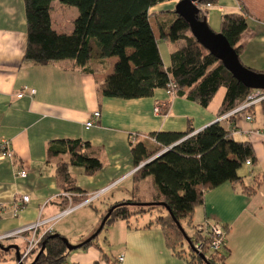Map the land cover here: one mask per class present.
Segmentation results:
<instances>
[{"label": "crops", "instance_id": "crops-1", "mask_svg": "<svg viewBox=\"0 0 264 264\" xmlns=\"http://www.w3.org/2000/svg\"><path fill=\"white\" fill-rule=\"evenodd\" d=\"M177 2L165 0L150 8L155 35H161V28L168 27ZM59 4H62L59 0L53 2L55 7L68 10ZM242 8L247 9L249 16L238 43L240 58L246 66L261 70L264 68V0H217L208 8L207 20L212 29L220 31L222 15ZM74 10L67 16L72 24L67 22L64 28H56L53 24V27L60 32H72L73 21L79 13L78 9ZM163 44L169 46L170 53L177 46L162 39L160 50ZM26 45L24 1L0 0V141H9L14 153L13 158H0V204L7 209L0 217V234L40 218L50 219L61 211L63 192L55 177V166L46 158L50 141L82 139L103 147L105 163L96 174L86 175L78 167L71 168L77 186L83 191L92 193L116 183L100 197L105 199L102 208L85 206L65 217L68 219L86 209L84 216H75L70 221L63 217L54 223L53 232L67 237L78 233L72 239L81 242L95 231L111 204L133 195L132 174L136 170L131 154L133 133L145 138L155 131H186L189 127L197 132L210 123L221 121L219 109L225 93L218 96L222 88L207 107L185 95L172 96L165 89H157L153 96L144 98H99L97 86L113 71L115 57L90 61L84 68L75 65L72 59L36 64L24 58ZM30 88L36 92L30 94L27 91ZM22 92L24 95L19 97ZM168 101L170 104L164 112V104ZM159 106L161 109L157 112ZM97 110L100 118L87 128L86 122ZM252 116L249 121L247 111L240 110L233 120H222L233 129L236 139L250 141L255 149L258 162L248 165L252 168L244 175L247 185H253L255 177L264 174V109L261 103L255 105ZM22 169L27 171L26 177L18 175ZM143 181L137 193L149 199L155 187L146 188ZM22 195H28L30 201L15 214V201ZM195 218L199 219L195 225L217 221L228 227L226 264H264V178L252 195L230 182L209 190L205 203L196 209L193 221ZM150 220L134 217L106 227V242L117 250L114 258L124 256L118 264H188L167 246L161 227L144 226ZM51 225H42L40 232L44 233ZM74 226L76 230L72 232ZM10 244L20 245L18 241ZM104 253L107 252L91 246L72 253L71 263L107 264L102 257Z\"/></svg>", "mask_w": 264, "mask_h": 264}, {"label": "trees", "instance_id": "trees-1", "mask_svg": "<svg viewBox=\"0 0 264 264\" xmlns=\"http://www.w3.org/2000/svg\"><path fill=\"white\" fill-rule=\"evenodd\" d=\"M23 1L27 19L26 60L49 64L72 59L75 65L84 68L93 60L116 58L113 71L97 86L99 98L136 99L151 97L157 89H172L174 95H185L207 107L219 90L225 88L219 109L222 116L246 103L254 91L236 79L198 41L188 22L175 10H172L174 14L168 27H162L161 35H155L149 10L165 0H59L65 6L76 7L79 12L70 33L60 32L53 27L51 9L55 0ZM216 1L197 0L201 8L200 19L207 18V4ZM248 16L247 9L242 8L221 17L219 32L226 36L239 56L238 43L247 27ZM162 39L177 44L170 53L169 64H165L160 50L159 42ZM254 70L264 72V68ZM260 103L264 109V99ZM169 104V101L164 104V112ZM254 108L255 105H250L243 110L253 115ZM235 114L228 120H233ZM131 138V154L136 168L132 174L133 195L110 205L108 211L111 210V214L100 233L115 221L128 222L134 217L157 211V216L144 226L161 227L167 246L188 264H226L229 254L226 239L220 250H213V234L209 225L199 228L200 225L193 223V217L196 209L205 203L206 193L225 182L240 187L247 195L258 190L264 174L255 177L253 185H247L244 175L239 172L249 165L248 161L250 165L258 162L253 144L248 140L236 139L233 129L224 125L222 120L210 123L197 132L189 127L186 131H155L145 138L133 133ZM46 158L48 163L55 166V177L62 192L71 193V199L63 193L60 195L62 208L68 206L70 201L74 205L80 204L88 196L77 186L71 168L78 167L86 175H94L105 163L103 147L72 138L50 141ZM148 177L153 180L155 192L149 199H144L137 190ZM176 222L182 225L189 241ZM222 226L226 234L228 227ZM186 227L194 229L193 233L189 234ZM97 236L83 242L80 248H100L95 242ZM64 238L63 234L55 231L45 233L37 248L17 264L69 262L72 251L68 250ZM44 242L45 249L35 260ZM185 243L188 250L183 248ZM1 245L9 244L0 242V261L5 260L13 250L5 251ZM31 255L34 258L29 260ZM102 257L107 264L119 262L107 253Z\"/></svg>", "mask_w": 264, "mask_h": 264}, {"label": "built area", "instance_id": "built-area-1", "mask_svg": "<svg viewBox=\"0 0 264 264\" xmlns=\"http://www.w3.org/2000/svg\"><path fill=\"white\" fill-rule=\"evenodd\" d=\"M177 1H179V0H177ZM196 4L199 6L198 2H196ZM211 6H212V4L209 3V4H207L206 7L209 8ZM171 86L174 87V84H171ZM27 91L30 94H34L36 92V90L33 88L27 89ZM167 92L170 95H174V91L172 89L168 90ZM23 95H24V92L20 93L18 96L22 97ZM263 99H264V90L254 89L252 94L248 97V99H247L248 101L246 103H244L242 106L238 107L237 109L220 116L219 120L227 119L231 115L236 113L237 111L243 110L245 107H248L250 105H256L257 103H260L261 100H263ZM156 111L157 112L159 111V107L156 108ZM100 116H101L100 111H98V110L95 111L93 113V115L91 116V118L86 122V127L90 128L91 126L95 125V123L98 121ZM252 119H253L252 114L247 113V120L251 121ZM6 157L13 158L14 153L10 149V142L7 140H3V141H0V158H6ZM247 164L250 165L251 164L250 161H248ZM27 174L28 173L25 169H22L18 172V175L20 177H26ZM115 184L116 183H112V184L108 185L107 187H104L98 191L88 193L87 198L78 205H74L70 201L68 206L62 208L61 211L59 212V214H57L56 216H54L50 219L42 220L40 218L34 222L27 223L21 227H18L16 229H12L10 231H7L5 233L0 234V242H5L6 240H11L14 238H23L22 240L26 243L25 244L26 246L24 249H20V251L23 253L21 260H20V262H21L22 259L27 257L35 248H37V246L39 245V243L41 241L42 236L45 233L53 232L54 222H56V220L59 217H63V216L70 214L71 212H73L75 209H77L80 206L91 205L95 200L99 199L104 193H106ZM63 195H65L66 197L71 199V193H63ZM29 201H30V197L28 195H22L21 197H19L15 201L14 213L16 214ZM6 212H7L6 207L3 204H0V217L3 214H5ZM46 223H52V225L49 226L44 233L40 232V230H39L40 227ZM206 225H209V228L213 234L212 249L213 250H220L225 245V231L223 229L222 224L220 222H217V221L212 222V223H209L207 221L203 225H200L199 228H202ZM197 248L200 249V246L198 245ZM118 260L120 262L123 261L124 256L121 255ZM65 264H73V263L66 262Z\"/></svg>", "mask_w": 264, "mask_h": 264}, {"label": "water", "instance_id": "water-1", "mask_svg": "<svg viewBox=\"0 0 264 264\" xmlns=\"http://www.w3.org/2000/svg\"><path fill=\"white\" fill-rule=\"evenodd\" d=\"M196 2L197 0H179L175 6V12L188 22L192 34L205 48H207L217 59H219L223 63L226 69H228L236 79L244 83L249 88L264 90V72L256 71L250 67L245 66L242 63L238 52L230 44L226 36L221 32L213 30L206 17L203 19L199 18L201 8L196 4ZM110 214L111 210H109L103 217L99 229H97V231L87 240H92L100 233V231L105 226ZM176 223L178 227L183 231L187 241H189V237L182 225L179 222ZM64 242L66 243L69 251L80 248L83 243L81 242L77 245H73L69 243L66 237L64 238ZM1 248L5 251H9L11 249L15 250V254L18 260L17 263H20L21 251L18 244H9L8 246L1 245ZM44 249L45 242L42 244L35 260L38 259ZM202 257L206 259L204 255H202Z\"/></svg>", "mask_w": 264, "mask_h": 264}, {"label": "rangeland", "instance_id": "rangeland-1", "mask_svg": "<svg viewBox=\"0 0 264 264\" xmlns=\"http://www.w3.org/2000/svg\"><path fill=\"white\" fill-rule=\"evenodd\" d=\"M59 5H61L62 7H64L63 9H68V10H61L59 7H55L54 5H53V8L51 9V13H52V16H53V24H54V26L56 27V28H64V26L66 25V23L68 22L67 21V16L69 15V14H72V12L71 11H75L74 9H77L76 7H74V6H71V7H68V6H65V5H63V4H59ZM70 9H73V10H71L70 12H68ZM64 13H65V15H64ZM68 23H70V24H72L71 22H68ZM215 31H217V32H219L217 29H215V28H213ZM170 49H169V46H167V44H163L162 46H161V52H162V56H163V59H164V62H165V64H169V61H170V51H169ZM116 58H114V60H115ZM224 93H225V88H222L221 90H220V93H219V96L218 97H220V96H222V95H224ZM236 138V137H235ZM252 167L251 166H248V165H245L239 172H240V174L241 175H248L249 174V171H250V169H251ZM147 180H149L150 181V183L149 182H147ZM146 181L144 180L143 181V183H144V186L146 187V188H148L150 185L151 186H154V184H153V180H152V178L150 177V178H148ZM106 197V196H105ZM105 201V199L102 197V198H99V199H97V200H95L91 205H83V206H80V207H78L77 209H75L74 211H77L78 209H80V208H82V207H90V208H93V206H95V207H98V208H102L103 207V202ZM78 205V204H77ZM93 205V206H92ZM94 209V208H93ZM73 211V212H74ZM84 211H88V210H86V209H83V210H81L80 212H78V213H75V215L73 216V217H68V219H66V217L65 216H63V217H65V218H63V217H59L57 220H59V219H61V218H63V219H66L65 221H70V220H73L74 218H75V216H77V217H81L82 215L84 216ZM73 212H71L70 214H72ZM70 214H68V215H66V216H69ZM157 214H158V212L157 211H154V212H152V213H147V214H145L144 216H138L137 218H139V219H147V220H149V219H153L154 217H156L157 216ZM56 216V215H55ZM56 220V221H57ZM102 220H103V218L101 219V221H100V223H99V225H98V227L95 229V231H93V233L90 235V236H88L86 239H83L81 242H83V241H85V240H87L89 237H91L96 231H97V229H99V227H100V225H101V223H102ZM197 220H199L198 218H195V220L193 221V223L194 224H196V223H198L199 221H197ZM65 221H63V222H65ZM62 222V223H63ZM55 223V222H54ZM187 228V230H188V232H189V234H192L193 233V230L194 229H192L191 227H186ZM74 230H76V226H74V227H72V229H71V231L73 232ZM78 233H71L70 235H69V237H67V236H65L66 238H67V240L69 241V243H71V244H73V245H77V244H79V243H81V242H78L77 240L78 239H72V238H74V236L73 235H77ZM106 233H105V230H103L101 233H99V235L97 236V238L95 239V242H96V244L98 245V246H100V248L102 249V250H105V252H107L112 258H114V255H116V251L117 250H115V249H113L112 248V246H110L107 242H106ZM11 241H18V243L20 244L19 246H21V248L22 249H24L25 248V242L22 240V239H11V240H6L5 241V243L8 245V244H10V242ZM183 248L184 249H186V250H188V244H184V246H183ZM83 251V249H81V248H79V249H76V250H73L72 252H71V255H72V253H76V252H82ZM71 255H70V257H69V262H71ZM34 258V255H31L30 257H29V260H31V259H33ZM20 260H21V258H20ZM23 260V259H22ZM17 262H18V260L16 259V255H15V250H12L9 254H7V257H6V259L5 260H2V261H0V264H17Z\"/></svg>", "mask_w": 264, "mask_h": 264}]
</instances>
